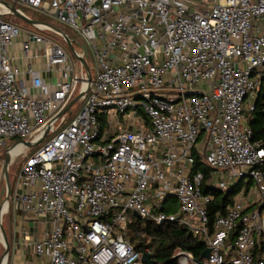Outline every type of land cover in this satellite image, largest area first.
<instances>
[{"label":"built area","instance_id":"2783aa9c","mask_svg":"<svg viewBox=\"0 0 264 264\" xmlns=\"http://www.w3.org/2000/svg\"><path fill=\"white\" fill-rule=\"evenodd\" d=\"M7 1L82 35L97 66L89 80L83 53L0 13V149L18 139L0 153V170L5 155L25 150L23 139L43 142L11 198L44 224L39 238L23 235L39 260L22 264H145L149 248L137 250L117 227L134 212L177 223L209 248L201 258L177 248V264H264V141L247 121L264 71V0ZM22 35V57L42 63L27 64V80L8 54ZM79 93L82 107L64 125L71 107L60 112ZM196 161L208 174L193 171ZM244 178L251 192L240 187L232 203L211 207L213 190ZM0 246L8 264L1 230Z\"/></svg>","mask_w":264,"mask_h":264},{"label":"trees","instance_id":"16d2710c","mask_svg":"<svg viewBox=\"0 0 264 264\" xmlns=\"http://www.w3.org/2000/svg\"><path fill=\"white\" fill-rule=\"evenodd\" d=\"M24 10L31 18L41 20L37 17H32L26 9ZM247 118L248 125L253 133V139L256 141H264V71L254 109L248 113ZM193 171H202L204 174H208L209 168L196 161L193 166ZM243 180L241 179L236 185L225 192L213 190L211 207L214 209H223L227 203H232ZM251 181L252 179L247 178L246 185L248 186ZM143 224L144 226L141 232L138 231L128 239L137 250H143L145 247L149 248L150 253L153 254L152 264H177V261L172 258L177 248L191 250L196 258H201L205 245L197 236L189 233L183 226L177 223L157 225L151 221H145Z\"/></svg>","mask_w":264,"mask_h":264},{"label":"rangeland","instance_id":"374dc122","mask_svg":"<svg viewBox=\"0 0 264 264\" xmlns=\"http://www.w3.org/2000/svg\"><path fill=\"white\" fill-rule=\"evenodd\" d=\"M17 7L23 9V7H21L20 5H17ZM25 9L28 11V13L32 17H37L41 20H44L50 24L57 26L61 30L65 31L70 36V38L74 39V41L76 42V49L79 52L83 53L84 59L86 60L88 66H89V70H90L92 76L93 77L95 76V71H96V67H97L95 55H94L93 50L91 49V47L87 43L86 39L82 35L78 34L75 30L71 29L70 27L66 26L65 24H63L62 22L57 20L53 15L47 14L45 12L35 11L32 9H27V8H25ZM3 18L21 26L22 28H33L31 25H29L25 21L15 17L11 14H8V13L4 14ZM41 33L44 36L50 38L51 40L56 41V42L60 43L62 46L66 47L64 40L58 34L52 32L50 30L41 31ZM83 102H84V100H78L77 102H75L71 106V108L68 111V115H67V118H66L64 125L69 123L79 113ZM106 122H107V117L105 116L103 118V121H102L103 127H107ZM50 136H51V133L45 138V140H47ZM17 140L18 139H16V138L6 139L3 146L0 149V153L3 154ZM23 140L27 141V139H23ZM42 143L43 142H39L36 145L27 146L24 151L15 155L14 157H11V159L9 160L7 171H8V177H9V182H10V194H9L10 212L8 214L5 213L2 216V224H3L2 226L5 229L6 233L8 234L9 238H10V234L12 232V226H13V220H12L13 219V211H12L13 202H12L11 198L14 195L15 188L17 185V175H18L20 168H21L22 164L24 163L25 159L29 155H31L37 148H39ZM246 182H247V179L244 178L243 183L241 184V188H243V190H244L246 187H248V191L251 192L254 189L256 184L254 181H251L247 186ZM5 187H6V184H5L3 170H0V204L6 197ZM166 204H167L166 206L168 207L169 212H177L179 210V203H178V200L176 197H170L167 200ZM145 221L146 220H143V219L139 218L138 216H135L134 214H129L127 216L125 222L117 223V227L120 229V231H122L125 234L126 238H129L132 235L136 234L138 231L141 232V229L144 226L143 223ZM3 252H4V249L0 246V257L3 254Z\"/></svg>","mask_w":264,"mask_h":264},{"label":"crops","instance_id":"0c3cea01","mask_svg":"<svg viewBox=\"0 0 264 264\" xmlns=\"http://www.w3.org/2000/svg\"><path fill=\"white\" fill-rule=\"evenodd\" d=\"M25 36L16 38L8 47V54L13 58L14 64L17 66L19 79L27 80V76L22 73L27 64H31L37 68L42 67V63L38 60H28L22 57L21 42L24 41ZM36 47L35 45H33ZM13 211V226L10 238L4 229L8 241V264H22L24 260L36 262L38 257L32 256L31 252L24 249L21 245L23 235H28L31 238H39L42 235L44 224L33 217L24 215L19 211ZM10 212H7V214ZM1 230V229H0ZM10 252V253H9Z\"/></svg>","mask_w":264,"mask_h":264},{"label":"water","instance_id":"95a60500","mask_svg":"<svg viewBox=\"0 0 264 264\" xmlns=\"http://www.w3.org/2000/svg\"><path fill=\"white\" fill-rule=\"evenodd\" d=\"M0 13L2 15L4 14H11L23 21H25L26 23H28L31 26H43L46 30H50L56 34H58L65 42L66 47L73 53L76 55V48H75V44L76 42L74 41V39L70 38V36L63 30H61L60 28H58L57 26L50 24L44 20H38V19H33L30 16L27 15V13L22 9L19 8L17 6H15L14 4L10 3L7 0H0ZM77 56V55H76ZM78 60L83 64L85 70L88 73V79H91V75H90V71H89V66L86 62V60L83 57L77 56ZM81 97V93L77 94L76 96H74L67 104L66 106L63 108V110L60 112V114L64 113L66 110H68L75 102H77ZM27 146H33L38 144L39 142H28L25 141ZM9 162V157L8 155H5V167L3 170V174H4V179H5V184H6V197L5 200L8 199L9 193H10V182H9V177H8V171H7V165ZM135 216H137V214L134 212L133 213ZM1 229V233L3 236V239L5 241L6 244V250L5 252H7L8 250V241L6 238V234L4 229L0 226ZM209 252V248H205L201 254V257L207 256ZM141 261L145 264H152L153 263V254L152 253H148V252H143L141 255Z\"/></svg>","mask_w":264,"mask_h":264},{"label":"bare ground","instance_id":"6f19581e","mask_svg":"<svg viewBox=\"0 0 264 264\" xmlns=\"http://www.w3.org/2000/svg\"><path fill=\"white\" fill-rule=\"evenodd\" d=\"M18 148H19V146L15 147V148L13 149V151L18 150ZM13 151H12V152H13ZM5 210H6V203L4 202V203H3V206L1 207V211H0L1 215H3V214L5 213Z\"/></svg>","mask_w":264,"mask_h":264}]
</instances>
